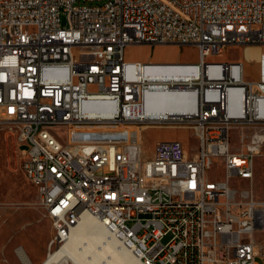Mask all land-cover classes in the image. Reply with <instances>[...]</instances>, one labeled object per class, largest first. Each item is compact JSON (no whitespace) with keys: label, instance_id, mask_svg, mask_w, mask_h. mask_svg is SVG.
<instances>
[{"label":"built area","instance_id":"2783aa9c","mask_svg":"<svg viewBox=\"0 0 264 264\" xmlns=\"http://www.w3.org/2000/svg\"><path fill=\"white\" fill-rule=\"evenodd\" d=\"M140 43L193 44L197 60H126ZM244 44L261 47L256 79L242 61L207 59ZM151 93L182 111L153 118ZM165 121L192 131L193 153L161 139L144 156L134 128ZM95 123L117 129L72 140ZM260 123L264 0H0V125L15 126L20 169L51 224L47 252L88 216L141 264H264V199L229 185L252 179L264 139H244ZM49 129L66 137L50 142ZM212 158L224 180L208 179Z\"/></svg>","mask_w":264,"mask_h":264},{"label":"rangeland","instance_id":"374dc122","mask_svg":"<svg viewBox=\"0 0 264 264\" xmlns=\"http://www.w3.org/2000/svg\"><path fill=\"white\" fill-rule=\"evenodd\" d=\"M260 49L259 46L250 44L226 45L221 56L213 55L207 59L242 61L246 78L256 79ZM124 57L128 61L193 62L197 60V50L193 44L188 43H140L126 46ZM116 129L113 127L108 129V124L95 123V134L71 131V138L88 141L90 137H104L108 130ZM49 130L57 138L58 135L61 139L66 137L65 131L56 133V129ZM134 130L138 132L139 140H142L145 157L151 155L155 142L161 139H180L188 154L194 152L196 138L188 127L165 121L136 126ZM253 131L264 133V123L251 125L246 130L244 141ZM119 135L126 136L124 133ZM231 136V147H235L238 141L234 133ZM15 137V126L9 128L7 125H0V264H23L17 255V248L24 251L32 264H38L47 254L52 229L49 219L44 215L39 204L34 186L20 169ZM110 137L117 139L116 134ZM239 148L238 146L237 149ZM207 177L211 180H224L223 168L218 158H212ZM229 185L236 190L249 189L254 198L264 199V143L254 158L252 179L233 178L229 180ZM254 238L261 252L264 253V231L254 232ZM259 261L264 263V258H259Z\"/></svg>","mask_w":264,"mask_h":264},{"label":"bare ground","instance_id":"6f19581e","mask_svg":"<svg viewBox=\"0 0 264 264\" xmlns=\"http://www.w3.org/2000/svg\"><path fill=\"white\" fill-rule=\"evenodd\" d=\"M167 98L165 94H149L144 106L147 114L160 120L182 111L178 99ZM259 134L264 139V133ZM137 135H139L138 132ZM49 141L58 142V138L50 130ZM53 150H61V143H53ZM244 191L250 193L249 189ZM17 255L23 264H32L21 248H17ZM68 262L71 264H141L136 256H133L128 249L106 232L102 219L88 216L83 217L71 231L63 246L47 252L38 264H67Z\"/></svg>","mask_w":264,"mask_h":264}]
</instances>
